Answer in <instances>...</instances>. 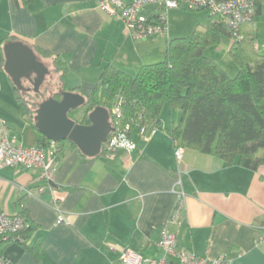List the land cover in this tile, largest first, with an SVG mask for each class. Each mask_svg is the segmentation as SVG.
I'll return each instance as SVG.
<instances>
[{
  "label": "crops",
  "instance_id": "crops-1",
  "mask_svg": "<svg viewBox=\"0 0 264 264\" xmlns=\"http://www.w3.org/2000/svg\"><path fill=\"white\" fill-rule=\"evenodd\" d=\"M6 33L32 51L39 47L58 54L68 68L66 90L83 95L101 80L106 63L133 74L142 64L160 60L167 40L175 37L168 28L167 37L133 39L122 19L102 11L95 0H31L27 5L1 0L0 38ZM42 60L53 70L51 58ZM4 72L2 65L0 133L24 146L36 145L42 135L17 102ZM21 106L19 121L10 111ZM161 119L169 127L181 114L177 122L174 117ZM130 137L134 149L94 156L67 141L53 156L52 184L37 169H0V209L17 214L18 199L26 195L27 213L38 225L29 243L39 236L41 246L36 261L19 243L6 244L2 253L10 264H116L125 247L160 257L163 228L175 235L178 248L200 257L222 255L228 264H264V164L255 169L226 165L210 153L181 147L163 130L153 131L147 140L135 131ZM39 186L43 191H37ZM181 194L178 223L172 215ZM59 215L63 220L56 223ZM166 258L179 264L173 255Z\"/></svg>",
  "mask_w": 264,
  "mask_h": 264
},
{
  "label": "trees",
  "instance_id": "trees-1",
  "mask_svg": "<svg viewBox=\"0 0 264 264\" xmlns=\"http://www.w3.org/2000/svg\"><path fill=\"white\" fill-rule=\"evenodd\" d=\"M17 2L27 5L31 0ZM254 2L253 18L238 28L233 30L219 15L208 13L206 22H196L190 34L169 38L162 59L142 64L133 74L106 63L101 70V80L84 94L85 110L78 121L88 124L87 113L96 106H103L109 112L112 128L124 129L128 125L129 135L133 131L150 135L155 130H163L181 147L210 153L226 165L236 163L255 169L264 164V51L256 46L254 22L264 0ZM224 37L230 39L228 54L238 68L234 76H229L218 62L205 54L209 46L219 44ZM16 39V35L9 33L0 38V66L4 62L3 44ZM34 50L40 61L51 58L57 81L49 82L54 88L46 94L40 88L49 86L44 85L49 72L38 91L33 90L28 78L21 79L23 89L12 82L13 94L25 107L33 127L39 103L48 97L60 98V91L67 89L68 73L66 63L58 54L39 47ZM117 99L120 100L119 116L111 111ZM164 104L180 110L178 123L163 126L161 110ZM48 141L42 136L36 145ZM67 141H58L56 152H61ZM114 151L101 147L99 154ZM25 197L18 199L20 210L17 214L24 217L27 225L6 239L0 238V253L6 244L15 241L39 261L40 237L29 243L38 225L27 213Z\"/></svg>",
  "mask_w": 264,
  "mask_h": 264
},
{
  "label": "built area",
  "instance_id": "built-area-1",
  "mask_svg": "<svg viewBox=\"0 0 264 264\" xmlns=\"http://www.w3.org/2000/svg\"><path fill=\"white\" fill-rule=\"evenodd\" d=\"M97 6L110 15H118L133 39L147 36H168V16L170 9L179 6L188 9H206L209 14L219 15L224 22L233 30L242 23L251 20L255 13L254 0H95ZM147 6H153L150 11L145 12ZM119 99L116 100L111 111L120 115ZM128 125L124 129H112L106 141L102 144L107 150L120 148L130 151L136 147L135 142L127 133ZM139 138L147 140L149 134L137 133ZM57 142L49 140L43 145L24 146L16 142L15 138L9 137L3 131L0 133V169L6 166H22L37 169L40 178L48 182L52 180L54 173L53 156L56 151ZM180 148H175L178 157ZM37 191H43L39 186ZM27 194H32L26 190ZM175 206L172 221L179 223V213L182 210V194ZM63 217L59 215L56 223L61 222ZM27 225L24 217L19 214L8 215L0 209V238L6 239L9 235L18 232ZM159 246L164 255L160 257H145L139 251L131 248H123L116 264H170L166 255H173L179 264H228L224 256L209 260L200 257L194 252L180 249L176 245L175 235L167 232L164 228L159 240ZM109 249H113L108 244ZM0 264H10L9 259L0 253Z\"/></svg>",
  "mask_w": 264,
  "mask_h": 264
},
{
  "label": "water",
  "instance_id": "water-1",
  "mask_svg": "<svg viewBox=\"0 0 264 264\" xmlns=\"http://www.w3.org/2000/svg\"><path fill=\"white\" fill-rule=\"evenodd\" d=\"M4 53L3 69L18 89H23L22 78L31 81L34 91L45 79L49 70L36 58L32 49L20 40L8 41L2 47ZM85 104V96L72 90L60 91V98L48 97L41 101L34 116V126L46 139L58 142L68 140L85 155L100 153L112 126L109 112L103 106H96L87 113L88 124L77 118L68 117V113ZM52 184L51 181H49Z\"/></svg>",
  "mask_w": 264,
  "mask_h": 264
},
{
  "label": "rangeland",
  "instance_id": "rangeland-1",
  "mask_svg": "<svg viewBox=\"0 0 264 264\" xmlns=\"http://www.w3.org/2000/svg\"><path fill=\"white\" fill-rule=\"evenodd\" d=\"M167 16H168L169 35L184 36L190 34L194 26V23L196 21L206 22L208 18V10L206 9L191 10L188 9L187 7L179 6L177 8L170 9L167 12ZM254 22L257 27V39H256L257 48L260 51H264V5H262L261 12L254 17ZM229 44H230V39L224 37L219 44L209 46L205 50V54L213 58L216 62H218L229 76H234L238 68L235 62L230 57V55L228 54ZM45 64H47L49 67L51 66L48 63V61ZM49 70H50L49 74L44 81V85L46 84L49 86L47 88H45V86L44 87L42 86L40 88L42 91L45 92V94L54 88L53 84H49V82L56 83L57 81V77H56L57 73L52 69ZM23 112H24L23 106H21L20 108L15 107L13 110L10 111L11 116L16 117L17 120L19 119V121L22 120L20 119V117H23ZM83 113H84V108H76L68 113V117L80 118L83 115ZM180 114H181L180 110L177 109H172L170 112V109L168 108L167 105H164L163 110L161 111L162 117H174V120L176 122L179 121ZM29 131L32 130L29 129Z\"/></svg>",
  "mask_w": 264,
  "mask_h": 264
}]
</instances>
